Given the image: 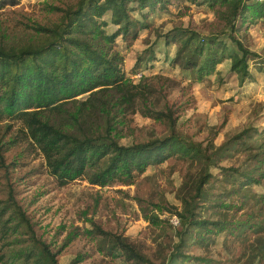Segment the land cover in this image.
<instances>
[{
    "label": "trees",
    "instance_id": "1",
    "mask_svg": "<svg viewBox=\"0 0 264 264\" xmlns=\"http://www.w3.org/2000/svg\"><path fill=\"white\" fill-rule=\"evenodd\" d=\"M166 1L78 0L66 7L47 6L56 21L35 23L29 40L21 43L0 40V125L6 123L0 131V171L9 175L11 167L5 154L20 144L27 145L28 156L38 153L43 157L48 174L59 187L77 180L100 188L132 186L149 168L171 159L198 164L202 173L196 179L192 201H186L181 211L172 207L170 213L180 218L188 238L195 234L200 239L205 232L221 235L231 230L228 222L200 219L198 215L214 178L210 171L213 158L238 149L248 153L251 165L247 168H221L235 186L229 196L262 185L264 130L244 129L215 150L211 144L188 141L178 133L177 107L168 101L169 91L180 83L161 75L143 77L139 83L127 78L125 59L116 49L117 39L131 36L136 40L138 31L148 26L138 29L140 22L134 21L132 12L155 10ZM20 2L0 0V11ZM249 2L205 0L225 24L220 35L203 37L180 28L166 36L167 45L178 46L173 65L189 72L192 83H204L225 61L231 62V73L240 86L255 82L250 62L259 54L237 33L249 20H264V3ZM106 16L118 27L114 34L107 32ZM225 35L231 45L222 39ZM137 114L167 125L170 135L129 147L122 145L121 140L134 131L131 125ZM16 123L21 128L12 133ZM255 139L259 143L252 146ZM6 188V197L0 199V264H60L58 253L38 238L13 187L6 183ZM145 217L154 225L160 222L158 215L145 213ZM237 224L233 232L249 229L262 234L259 245L253 244L252 263L264 264V195L248 219ZM87 233L108 240L114 256L121 255L133 264H153L120 235L101 228Z\"/></svg>",
    "mask_w": 264,
    "mask_h": 264
},
{
    "label": "rangeland",
    "instance_id": "2",
    "mask_svg": "<svg viewBox=\"0 0 264 264\" xmlns=\"http://www.w3.org/2000/svg\"><path fill=\"white\" fill-rule=\"evenodd\" d=\"M77 2L21 0L18 6L0 11V40L6 44L29 40L35 23L57 20L47 6L66 7ZM131 15L140 22L138 29L146 25L148 28L140 29L136 40L131 36L117 39L116 49L125 59L124 71L135 83L155 75L180 83L177 89L169 91L168 101L177 107V131L181 137L204 146L211 144L215 150L244 129L264 130V20H249L237 33L246 46L259 54L250 62V71L261 78L260 84L255 78V82L240 86L231 73L230 61L220 65L218 72L204 83H192L189 72L173 65L178 46L167 45L166 36L172 35L174 29H190L203 37L224 32L225 24L205 0H167L155 10H136ZM105 21L109 24L107 32L114 34L118 27L111 23L110 16ZM222 39L231 43L228 35ZM2 125L0 131H4ZM20 128L21 124H14L12 133ZM131 128L134 131L121 140L127 147L155 138L165 139L171 133L167 125L140 114L134 117ZM258 143L255 139L252 146ZM26 150L27 145L20 144L5 154L11 168L8 176L0 171V199L6 197L8 183L31 218L38 238L58 253L60 264H133L121 255H112L108 240L87 233H96L97 228L122 236L153 264H259L252 263V250L253 244L259 245L262 234L233 229L248 219L257 200L264 195V180L260 186L229 196L235 186L221 171L250 166L248 153L243 149L213 158L210 171L214 178L207 187L208 199L200 202L203 208L198 214L200 219L228 222L231 230L221 235L205 232L200 239L195 234L188 238L181 220L179 227H174L171 220L178 216L170 213L172 207L181 211L186 201H192L196 179L202 173L198 164L171 159L149 168L132 186L100 188L77 180L59 187L48 174L43 157L38 153L28 156ZM145 213L158 215L159 224L150 223Z\"/></svg>",
    "mask_w": 264,
    "mask_h": 264
},
{
    "label": "built area",
    "instance_id": "3",
    "mask_svg": "<svg viewBox=\"0 0 264 264\" xmlns=\"http://www.w3.org/2000/svg\"><path fill=\"white\" fill-rule=\"evenodd\" d=\"M246 1H252V2H256V3H264V0H246ZM171 223L174 227H179L180 219L178 217H173L171 220Z\"/></svg>",
    "mask_w": 264,
    "mask_h": 264
},
{
    "label": "crops",
    "instance_id": "4",
    "mask_svg": "<svg viewBox=\"0 0 264 264\" xmlns=\"http://www.w3.org/2000/svg\"><path fill=\"white\" fill-rule=\"evenodd\" d=\"M223 65V64H222ZM253 74V73H252ZM254 75V74H253ZM258 75H261V74H258ZM224 76V75H223ZM254 77L256 78V76L254 75ZM211 78V77H210ZM257 79V82L256 83H259L260 82V80H261V78H256ZM260 84V83H259ZM259 87V86H258Z\"/></svg>",
    "mask_w": 264,
    "mask_h": 264
}]
</instances>
